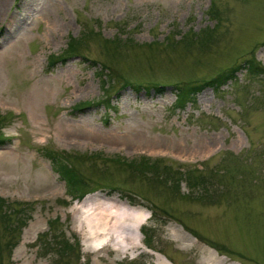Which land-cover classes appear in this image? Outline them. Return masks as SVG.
<instances>
[{
  "label": "rangeland",
  "instance_id": "374dc122",
  "mask_svg": "<svg viewBox=\"0 0 264 264\" xmlns=\"http://www.w3.org/2000/svg\"><path fill=\"white\" fill-rule=\"evenodd\" d=\"M205 29L208 48L184 40ZM250 61L264 68V0H0V264H264V74ZM230 69L173 109L175 85ZM47 149L96 191L71 203ZM86 201L149 213L129 223L136 245L89 250ZM52 220L78 254L39 249Z\"/></svg>",
  "mask_w": 264,
  "mask_h": 264
},
{
  "label": "trees",
  "instance_id": "16d2710c",
  "mask_svg": "<svg viewBox=\"0 0 264 264\" xmlns=\"http://www.w3.org/2000/svg\"><path fill=\"white\" fill-rule=\"evenodd\" d=\"M213 19L215 21H220L221 18L219 17V12L214 11V17ZM214 32V29H205L199 33L194 34V37H187L184 40L187 42L196 43L197 47L199 49H206L209 45H211L214 41L212 39V33ZM191 38V40H190ZM84 39L81 40H73L70 39V42L67 45V49L59 56L52 57L50 60V64L54 65L58 62H65L69 57H77L79 54H76L81 43L84 42ZM72 55V56H71ZM247 67H244L246 69V72L250 75H259L264 74V68L254 62H247ZM237 70L236 69H230L215 78L211 79L209 82H204L202 84H188V83H180L174 86L175 91V101L173 103V109L183 111L188 105H193L196 103V98L202 92L205 88L210 87L214 88L216 91L218 89L222 88L228 81H231L234 76L236 75ZM101 76V73H100ZM106 77L105 75H103ZM153 88L158 92L162 93V86L159 85H153ZM100 103V102H99ZM103 103V102H102ZM86 106H83L81 108H85ZM79 108V107H78ZM1 118V117H0ZM2 119V118H1ZM9 142V138L4 137L0 133V148L4 145H7ZM45 156L49 159L50 164L52 166V169L55 170V172L58 173L60 178L65 182L67 191H68V197L70 199V202H80L86 195L96 191L91 190L90 185L88 183V180L79 173L75 168L74 164L72 163V160L75 159L74 156H71L70 154H67L65 152H53L50 150H45ZM144 162H139V168L141 169H155V165L152 163H149L147 161V158L144 159ZM148 162V163H146ZM0 207H3L2 205V198H0ZM19 219L18 217L16 218ZM8 220V218H6ZM56 220H52L49 222V228L47 233H43L39 236L38 241L40 244L41 250H45L44 255L53 254L56 256L57 260H64L69 259L71 254L75 251L77 254L79 253V241H75L73 245L68 242L67 240H61L59 236L57 235H51L52 230L54 228ZM21 221L19 220V224ZM22 225V224H21ZM21 225H14L15 227L18 226V230L20 229ZM15 227L13 229H15ZM20 233V231H18ZM49 249V250H47ZM148 249L151 250V248L148 247ZM132 264V263H130Z\"/></svg>",
  "mask_w": 264,
  "mask_h": 264
},
{
  "label": "bare ground",
  "instance_id": "6f19581e",
  "mask_svg": "<svg viewBox=\"0 0 264 264\" xmlns=\"http://www.w3.org/2000/svg\"><path fill=\"white\" fill-rule=\"evenodd\" d=\"M100 137L103 139H112L114 138V135H112L111 133L108 135H101ZM156 146L161 147L162 145ZM124 207L121 206L120 209L110 207L109 210H104V207L102 209L101 205L97 203L92 204L88 201L84 203L82 207L83 214L81 227L82 231L85 234L86 241L87 243H89V250L96 251L102 249L106 244L112 241L113 237L115 238L117 243H126L131 247H134L136 245L135 240L131 236H129L128 232L133 231L136 227L141 228L143 222L148 220L149 213H137V211L134 209ZM115 214H122L123 217L119 218ZM132 222H135V228L131 224H129ZM212 262L213 263L211 264H215L214 260H212Z\"/></svg>",
  "mask_w": 264,
  "mask_h": 264
}]
</instances>
